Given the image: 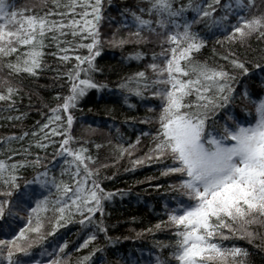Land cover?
<instances>
[{"label": "snow or ice", "instance_id": "6c2138e0", "mask_svg": "<svg viewBox=\"0 0 264 264\" xmlns=\"http://www.w3.org/2000/svg\"><path fill=\"white\" fill-rule=\"evenodd\" d=\"M108 0H33L21 9L9 0H0V112L19 111L18 103L24 94L26 77L38 78L46 61L53 57L60 65L71 64L63 73L59 68L57 79H64L68 93L57 95L55 107L50 108L46 122L38 131L23 132L20 136L0 139V145L22 142L31 135L35 147L45 151L57 145L52 156L61 158L63 167L59 178L46 163L47 155L33 156L32 145L12 148L6 159H0V217L20 216L25 221L18 233L0 238V258L7 264H23L14 259L17 253L29 255V249L59 228L66 227L79 217L83 228H95L83 240L86 248L97 240V232L107 236L103 224L104 202L115 193L101 186L100 169L84 145L72 134L75 120L73 111L91 89L106 88L93 74L99 71L95 61L103 45L124 47L128 44L151 46V56L141 50L128 59L146 60L143 70L126 77L119 89L142 100L156 99L154 107L145 104L147 112L141 123L156 125L155 134L143 132L150 143L140 156L141 140L119 146L117 159L127 156L132 170L145 164H161L162 176H175L168 187L175 195L174 203L165 204L164 215L156 230L168 229L174 240L171 258L177 264H246L248 252L225 242L247 239L252 243L264 234L254 226H264V98L253 99L247 90L242 98L251 100L256 116L248 120L233 113L221 128L216 127V115L235 100L233 87L237 75H247L250 61L240 59L228 51L220 59L224 65L209 64L198 54L206 46L207 38L194 25H203L209 31L219 30L223 46L248 45L252 38L264 43V0H201L200 3H177V0H146L147 7L137 11L125 10L122 22L129 29L128 36L113 34L102 39L101 22ZM194 13L191 20L186 13ZM222 12V15L217 13ZM147 17V18H145ZM159 51H156V49ZM86 50L82 54L80 50ZM215 52V50H213ZM264 60V56H261ZM261 67L260 61H255ZM21 115H8L9 121H19ZM229 121H231L229 123ZM55 137H61L57 142ZM79 144V147L75 145ZM102 145H96L99 149ZM20 160H13V156ZM135 156V158H133ZM32 167L37 171L27 185H36L25 193L33 204L13 203L11 197L19 188L18 173ZM50 172L52 174L50 175ZM157 187H160L159 185ZM51 213L50 215H47ZM100 214V220L94 218ZM153 228L147 232H153ZM139 235V233H138ZM67 243L52 253L48 264H65ZM77 249V251L80 250ZM102 251L95 247V252ZM59 253H65L61 257ZM89 256L77 261L84 264ZM39 264V262H37ZM127 264V261H125ZM156 264H168L157 258Z\"/></svg>", "mask_w": 264, "mask_h": 264}, {"label": "trees", "instance_id": "16d2710c", "mask_svg": "<svg viewBox=\"0 0 264 264\" xmlns=\"http://www.w3.org/2000/svg\"><path fill=\"white\" fill-rule=\"evenodd\" d=\"M15 4L16 9H21L33 2V0H9ZM188 3V0H177V3ZM201 0H192V3H200ZM227 0H221L226 3ZM140 7H147L146 0H108L105 5V19L101 22L102 39L108 40L113 34L119 37H127L129 29L123 26L126 18L125 10L137 11ZM222 12L217 15H222ZM194 13H186L187 19L191 20ZM147 18V17H145ZM128 23L131 24V16L127 15ZM194 31H199L201 35L207 38L206 46L198 54L202 61L209 64L218 63L224 65L229 71L231 67L226 61L220 59L221 55L228 51L235 52L242 60L250 61L247 75H237L233 85L235 88V100L230 103L226 109L218 111L216 127L221 128L228 119L227 113L239 115L242 118L253 120L256 116L255 108L251 100L242 98L243 92L248 91L249 95L259 100L264 98V43L258 42L255 38L249 41L248 45L229 44L224 42L223 46L217 43V40H223L219 30L209 31L203 25H194ZM147 52L151 56V46H136L133 44L124 47L111 46L108 43L103 45L101 55L96 57V65L99 71L93 74L94 79L106 88L91 89L83 97L77 109L73 111L75 120L72 127V134L78 141H87L84 145L89 149L90 154L97 158V166L107 164V168H101V177H111V179H102L101 186L108 192L115 193L110 201L104 202L103 224L107 228V236L104 233L97 232V240L89 244L86 248H80L83 240L92 231L93 226L83 228L79 223V217L73 222L68 223L66 227L59 228L54 235L46 236L38 244L29 249V255L24 256L17 253L14 259H19L23 264H48L52 256L46 253H52L60 246L67 243L65 253H59L65 257V264H77L85 256H89L84 264H156L157 258L167 261L168 264H177L171 258V247L164 245L172 244L174 237L168 229L156 230L154 225L160 222L164 215L165 204H172L175 195L169 189L168 185L176 182L175 176H162L161 164H145L137 166L132 170V165L127 156L117 159L122 144L127 147L128 144L135 143L139 137L141 145L135 156H140L146 150L145 146L150 143L148 136H143V132H152L155 134L156 125L147 124L140 121L146 116H152L153 113L147 112L145 104L155 106L159 103L156 99L147 101L138 98L135 95H129L119 89L118 85L133 73L143 70L144 61L128 59L138 51ZM215 50V52L213 51ZM82 54H87L86 50H80ZM156 51H159L157 48ZM46 61L51 69H45L38 78L26 77L23 81L24 94L21 102L18 103L19 111L11 113L0 112V139H6L10 136H20L23 132L38 131L39 125L47 120L50 115V108L55 107L58 101L57 95L64 96L68 93L67 83L64 79H57V71L63 73L71 64L60 65L53 57L47 56ZM255 61H260L261 67L255 66ZM24 114L19 121L6 119L8 115L17 116ZM231 121H229L230 123ZM58 142L61 137H55ZM32 145L31 152L33 156L39 154L41 157L47 155L46 163L52 169V172L59 178L60 169L63 167L61 158L53 157L52 153L58 147L55 146L42 151L35 147V138L29 135L22 142H13L12 144L0 145V159H6L12 148L28 147ZM96 145H102L99 149ZM79 147V144L75 145ZM135 156L133 158H135ZM20 156H13V160H20ZM50 172V175L52 174ZM21 177L18 181L19 188L15 189L11 197L13 203H23L25 207L29 204L34 205L33 200H27L25 193H31L36 185H27L26 181L32 180L37 175V171L32 167L21 169L18 173ZM160 187H157V186ZM48 213L47 215H50ZM100 220V214L94 218ZM25 221L20 216L9 215L5 212L0 217V238L10 237L19 232ZM152 227L153 232H147ZM254 229L264 234V226H254ZM139 233V235H138ZM226 246H238L248 252L246 264H264V240L259 237L252 243L247 239H235L225 242ZM99 247L102 251H92ZM80 248L79 251L77 249ZM0 264H7V260L0 258Z\"/></svg>", "mask_w": 264, "mask_h": 264}]
</instances>
